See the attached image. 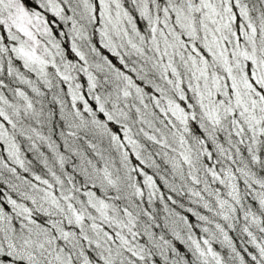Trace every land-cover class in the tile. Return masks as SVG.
<instances>
[{
  "label": "snow or ice",
  "instance_id": "1",
  "mask_svg": "<svg viewBox=\"0 0 264 264\" xmlns=\"http://www.w3.org/2000/svg\"><path fill=\"white\" fill-rule=\"evenodd\" d=\"M0 264H264V0H0Z\"/></svg>",
  "mask_w": 264,
  "mask_h": 264
}]
</instances>
